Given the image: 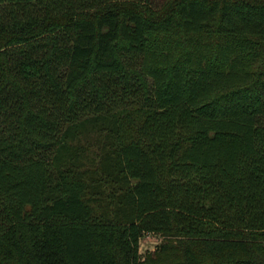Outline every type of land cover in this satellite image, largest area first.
<instances>
[{
    "label": "trees",
    "instance_id": "16d2710c",
    "mask_svg": "<svg viewBox=\"0 0 264 264\" xmlns=\"http://www.w3.org/2000/svg\"><path fill=\"white\" fill-rule=\"evenodd\" d=\"M0 264H264V0H0Z\"/></svg>",
    "mask_w": 264,
    "mask_h": 264
},
{
    "label": "rangeland",
    "instance_id": "374dc122",
    "mask_svg": "<svg viewBox=\"0 0 264 264\" xmlns=\"http://www.w3.org/2000/svg\"><path fill=\"white\" fill-rule=\"evenodd\" d=\"M159 240L160 236L155 233H144L140 238L138 251L143 254L147 250H152Z\"/></svg>",
    "mask_w": 264,
    "mask_h": 264
}]
</instances>
